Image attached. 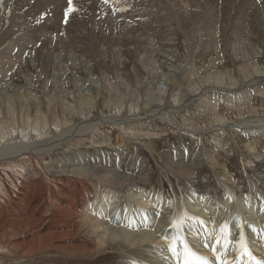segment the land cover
I'll list each match as a JSON object with an SVG mask.
<instances>
[{
  "label": "bare ground",
  "instance_id": "obj_1",
  "mask_svg": "<svg viewBox=\"0 0 264 264\" xmlns=\"http://www.w3.org/2000/svg\"><path fill=\"white\" fill-rule=\"evenodd\" d=\"M249 7L241 13L243 25L235 27L243 32L229 40H213L214 50L210 44L202 42L204 37L212 38L213 35L204 36L202 30L193 25L192 36L195 38L185 47L188 61L174 66L173 60H169L171 64H162L166 66L164 72L150 59L151 56L168 58L173 54L174 58L180 50L175 47L172 37L165 40L169 36L163 37L165 33L161 36L165 42L158 49L154 42L143 40V43L141 40V43L135 37H131L128 44H120L125 45L124 48L119 44V48H111L109 45L112 42H97V37L96 40H88V44L77 45L85 46L83 53L89 51L98 59L110 54L122 60L126 49L128 54L134 50L135 58L144 62L148 73L146 83L136 84L139 83L137 81L135 85V80L122 82L119 80L121 76L118 82L113 81L110 72L102 66L101 78L97 77L96 81L94 70L81 72L80 68H75L78 64L75 63L73 72H69L75 78L70 76L75 81V88L64 89L62 84L68 81L63 75L69 70L65 72L62 69L63 63L59 64L58 57L65 55L69 62L74 63L83 60L78 55L82 53H74L72 46L56 35L50 34V38L42 40L40 33L39 37L23 41L22 48L32 49L31 54L37 53L42 70L45 69L42 74L39 72V77L55 79V84H47L43 88L39 84L35 87L40 88L39 93L26 94L14 83L16 77L19 80L24 78L26 66L19 68L18 65L14 69L15 75L11 73L14 60L17 62L22 56L14 59L15 49L11 48V43L6 44V51L1 48L0 79L8 78L9 74L15 78L10 86L6 82L4 85L1 82L3 87L0 85V255H24L17 258L18 263L46 253L48 256L64 254L70 258H95L93 260L104 255H113V258L117 255L114 264H132L133 261L139 264H183L184 242L179 240L183 235L193 251L207 257L211 264H217L219 249L213 251L216 247L214 241L221 226L227 222L233 246L241 234L242 225L252 254L264 260V60L258 62L259 57H264V24L257 23L262 10ZM189 11L194 15L195 10ZM216 14L209 11L206 17L210 19L207 18V21H213ZM251 16L253 19L249 18ZM247 22L254 31L247 28ZM5 24L1 22L0 29ZM114 25L118 24L110 19V22L94 21L85 23L81 29L75 28L97 32L101 37L98 32L105 27L116 28ZM79 26L82 27L81 24ZM13 27L14 23L10 25L11 31L0 35V41L8 36L12 42L15 40L11 38ZM122 40H126L125 37L118 42ZM38 44L46 45L50 51L44 53ZM204 50H207L205 53L223 51L228 60L232 58H229L232 52L234 70L201 68L196 54ZM140 55H145V58H140ZM33 59V64L38 66V60L35 62ZM55 59L59 60L55 70L58 66L60 70L46 75V68H52ZM106 125L115 129L117 138L103 136L99 141L100 128ZM171 133L188 138L189 147L179 149V155L174 156L175 162L165 158V165L159 164V170H154L148 158L140 157L139 153H143L139 150L134 153L124 148L126 141L143 145L144 139L146 142L149 140L151 153V147L156 143L158 145L163 136H171ZM94 142H100L97 148L101 151L116 152L114 159L104 152L100 156L93 154L88 166L82 168H78L74 160L68 163L57 161L52 165L54 170L46 166L45 161L55 156V151L69 149V146L80 149ZM186 151L189 152L188 162H178L184 159L180 155ZM238 153L244 157L246 165L255 167L252 170L245 166L241 172L243 179L236 174L240 169L231 168ZM200 165H206L205 172L213 171L215 177L222 176L223 180L203 184L195 179L196 183L190 184L192 182L187 177L192 178L196 173L201 175L203 169ZM25 166H32L33 170L26 171ZM163 170L178 178V193L173 185L171 192L166 186L157 188V174L163 175ZM22 171H26V175ZM87 177L91 182L84 180ZM203 191L205 195L198 193ZM184 210L197 218L205 216L203 225H194L189 219L191 223L185 224L181 231L174 230L170 219L179 218ZM218 213H221L220 218ZM251 227L254 228L252 231ZM257 231L262 234L260 237H257ZM172 241H176L179 256L169 250ZM206 243L211 246H205ZM199 248L204 254L199 252ZM222 259L230 260L231 264L244 261L233 250H229Z\"/></svg>",
  "mask_w": 264,
  "mask_h": 264
},
{
  "label": "rangeland",
  "instance_id": "obj_2",
  "mask_svg": "<svg viewBox=\"0 0 264 264\" xmlns=\"http://www.w3.org/2000/svg\"><path fill=\"white\" fill-rule=\"evenodd\" d=\"M176 1H177L178 6L176 5ZM176 1L175 0H109L108 3H105L104 0H90V1L89 0H86V1L85 0H83V1L82 0H72V3L69 4V0H3L4 5L2 4V8L0 6V8H1L0 9V15L2 16V18L0 17V25H1V22H3V24H5V23L6 24L3 26V29H0V35L2 36V33L6 32V31H11L10 25L12 23H14V27L12 30L13 33L11 34L12 35L11 38L15 39V40L13 42L11 40H9L10 36H8V38H4L3 41H0V51H1V48L3 49V51H6L7 50L6 44L11 43L10 44L11 48L15 49V50H13L14 59L22 56V58H21L22 60L18 59V61H17L19 63H17L14 60L13 65L11 67L13 72H11V73L15 72L14 69L18 68V65L20 66L19 68L26 66L25 72H27V73L23 72L24 78L22 80H19V78H17V77L15 78V76L13 77L11 74H9L8 78L6 77L3 79H0L1 80L0 85L2 83H3L2 85H4V83L6 82V84L10 83L9 84V86H10L11 83H13L15 80L14 83L15 84L17 83L16 85L19 86L21 90H24V92L26 94L28 93L30 95H36L37 92L39 93L40 88L35 89V87H39L38 86L39 84H40L41 88L47 87L46 86L47 84H49V85L51 84L52 86L55 84V79L50 80L47 77L45 80V77H43L45 80L44 81L42 77H39V72H41V74H42L45 71V69L42 70L43 67H42V64L40 62V57L39 56L37 57V53L36 54L32 53L34 56L37 57L36 58V57L32 56V54H31L32 49L26 50V48H25V50H23V48H22V44L24 46L23 41L30 40L34 37H39L40 33H41L40 37H42L41 38L42 40H45L46 38H50V36H49L50 34L56 35L55 37L58 36L60 39H62L67 44L72 46V50L74 53H77V54L82 53V54H78L83 59L80 62H78V61L77 62L74 61V63H73V61L69 62L67 60V57L64 55L65 57L64 56L58 57V59H60V62L58 59H57L58 61L55 59L56 63H53L52 68H50V69H49V67L46 68V73H45L46 75L48 72H49V74L51 72L53 74V73L57 72L58 70H60L59 66H58V70H55V68H56L55 64H57V62H59V64L62 62L63 63L62 69L65 70V72L67 70H69L66 72L67 74H65L67 76L61 74V75H63V78L65 77V80L68 81V82H65L64 84H62V87L64 89L71 90L72 88H75L74 87L75 81L73 80L75 78L72 77L73 74L69 73V72H73L72 68H74L73 66H75V63H78L75 68H77V67L80 68L81 70H79V71H81V72H87V71L91 72L89 70H94L93 75L96 77V78H94V80L101 78V72L100 71L103 70L102 69L103 67L106 68L107 71L110 72L109 76L115 82H118L117 80H118L119 76H121V77H119V80H121L122 82H128L129 80H131V81L135 80L134 85L137 81L139 83H136V84H140L143 82L146 83L148 80V73L144 67V62H141L139 59L135 58L134 50H132L131 54H128L129 53L128 49L125 50L124 54L122 53V57H123L122 60L125 59V61H122L121 58L115 59L112 55H110V54L107 55L105 53H104L105 56L103 55L104 57H101V59H98L95 57L96 55H92V53L89 51L86 53H83L85 46L77 47V45H80L83 43L88 44L89 43L88 40H90V39L96 40L98 38L96 41L101 42V43L107 42V41L109 43L112 42L113 44L109 45V46H111V48H115L116 46H117L116 48H119L118 46L120 44H123V43L128 44L129 43L128 40H130L131 37H135V38H137V39H135L136 41L138 40L141 42V40H142V42H143V40H145L147 42V40H149L150 42H154L156 49H158V46H160L162 43H164L165 40H171V37H172V39H174L175 47L180 49L179 52H177L174 55V58H173V54L168 55V58H167V56H165V58H164L163 55H162L163 57L151 56V58H150L154 63H156L158 65V67L160 66L161 69H164L163 70V72H164L166 70V68H165L166 66L162 65V64H167V63L169 64L170 63L169 60H173L174 66H180L186 60L188 61L189 58L187 57V54L185 53V47L189 41L192 42V40L195 38L194 36H192V35H194V33L192 32V30L194 29L193 25H195L196 28L201 29L202 34L204 36L205 35H210V36L213 35L212 38L204 37L202 42L210 44L211 49L214 50V48L216 46L212 44L213 40H217V39L221 40L224 38H225L224 40H229V39H232L233 36L237 37L238 35H240L239 32H243L242 29L237 31L235 29V27H237V26L240 27V25H243V22L241 20V13L243 10H246V8L249 7L250 5L254 8H258V9L262 10L261 16L257 18V23H263L264 24V22H263L264 21V0H176ZM70 7L73 9V11H71V12L67 11ZM180 7H183V8L180 9ZM236 8H237V10H235ZM249 8H251V7H249ZM4 9H5V12H7V14H4L5 13ZM189 10H195L196 14H195V12H193V14L196 17L194 15H192V11H189ZM205 10L208 12L206 13ZM180 11H182V12H180ZM209 11L210 12L211 11L217 12V14H216L217 16L215 17V19L213 18L214 20L211 22H210V20L207 21V18L210 19V17H206L209 15ZM132 15H133V17H132ZM192 16H194L198 20H194L195 18ZM197 16L198 17L200 16L199 17L200 19ZM262 16H263V18H262ZM186 17H187V19H185ZM190 17H192V19L195 21V23L193 22V20ZM203 18H205V20H203ZM249 18H252V16ZM249 18L247 17V19H249ZM6 19H7V21H6ZM110 19L115 20L116 24H118V25L117 26L114 25L116 28L105 27L103 29V31L98 32L101 35V37L97 34V32L95 34L94 31L90 32V30H87L85 32V31L76 29V28H80V29L83 28V25L85 23L89 24V23L94 22V21H100V22L104 23V22H110ZM11 20H12V22L10 23ZM117 21H119V22H117ZM182 21H185V22H182ZM191 21H192V23H191ZM187 22H189L190 24ZM183 23L185 24V26ZM79 24H81L82 27H80ZM186 24H187V26H186ZM190 25H191V27H190ZM196 25H198L199 27H197ZM244 25H245V23H244ZM246 26H247V28L252 29L248 26V22L246 23ZM184 27H187L188 29L184 28ZM209 27H211L212 29H210ZM186 30H188L189 32ZM255 32H257V30ZM92 33H93V36H92ZM237 33H238V35H237ZM113 34H115V35H113ZM163 34H164V36H163ZM115 36H116V38H115ZM161 36H163V37L168 36V38H165V40H164L163 37H161ZM259 36H261V35H259ZM15 37H18V38H15ZM95 37H97V38H95ZM118 37L120 39H123L125 37L126 40H122V41L118 42L120 40ZM161 39H163V40H161ZM114 42H115V44H114ZM31 45H33V44H31ZM38 46H39L38 48H42V51L44 53H48L50 51L49 50L50 48L47 47L46 45L43 46V44H38ZM120 46L125 47V45H120ZM223 47H224V44H223ZM110 50H112V49H110ZM213 50H211V53H205V52H207V50H204L203 51L204 53L201 52L198 55L196 54L198 61H200V63L199 62L198 63L201 66V68H203V69L207 68V69H211V70L217 69L219 71H224L223 68L230 69L231 71L234 70L235 66H234V64H232V61H231L232 58L234 57L233 56L234 54L231 51L230 52L232 54L231 53H230L231 55L229 53L228 54L230 56L229 58H231V57L232 58L228 60V58L226 59V57H224V55L222 54L223 51L219 50V52L212 53ZM224 50H225V47H224ZM11 52H12V49H11ZM87 53H89V54H87ZM110 53H111V51H110ZM111 54H113V52ZM33 58H35V59H33ZM140 58H145V55H140ZM31 59H33V61H35V62H36V60H38L39 63H37V64H39L40 66L34 65ZM62 59H63V61H62ZM30 60H31V62H30ZM55 60H54V62H55ZM258 60H259L258 62H262L264 60V57H259ZM26 61H28V63H26ZM126 61H128V62H126ZM23 62H25V63H23ZM249 62H250L249 64H251L252 60ZM16 63H17V65H16ZM218 63H220V64H218ZM236 63L239 65L238 62H236ZM241 63H242V61H241ZM161 65L164 67L162 68ZM257 65H261V64H257ZM65 66H67V68ZM96 66H97V68H96ZM100 66H102V68ZM13 67H15V68H13ZM69 67H71V68L69 69ZM134 67H136V68H134ZM26 68H27V70H26ZM73 70H74V72H76L75 69H73ZM14 75H15V73H14ZM70 76L73 79H71ZM115 76H116V78H115ZM25 78H27V79L25 80ZM40 78H42V79L40 80ZM11 79H12V81H11ZM17 79H18V81H17ZM23 80L26 82H24ZM27 81H28V83H27ZM96 81H98V80H96ZM52 82H54V83H52ZM81 83H82V79H81ZM2 85H1V87H3ZM23 87H25V88L23 89ZM254 106L255 105H253V107ZM228 128H230V127H228ZM100 131L101 132L99 133V135L97 134L98 135L97 138L99 139V141H102L101 139H103L102 138L103 136H108L109 139L110 138L111 139L117 138L115 129L111 128L108 125H106L104 128H100ZM234 131H236V130H234ZM174 135H177V136L174 137ZM120 136H122V135H120ZM187 140H188V138L187 139L180 138V135L171 133V136H169V135L163 136L158 141L159 142L158 145L156 143L157 140L153 141L156 144L151 147V149H152L151 153L149 150L150 146L147 143L149 140H147V142H146V141H144V139H142V141H143V145H145V146H143L141 144L140 145H134L131 142H130L131 143L130 144L129 141H126L125 142L126 145H124V148L130 149L134 153H136V150H139L141 153H143V154L139 153V156L148 158L150 160V162L153 164L154 170H155V168H156V170H159L157 167H161V166H159V164L162 166L165 165V163H164L165 158L167 159V161L175 162L176 159L174 158V156L179 155V149L189 147L187 145V142H186ZM99 143L100 142L85 144L80 149L76 146H69V149L63 148V151H62V149L55 151V156H52L51 158H49L48 161H45V163H47L46 166L49 169L51 168L50 170H54L53 168H55V167H52L53 163H55L57 161H62L64 163H68L69 161L74 160L76 163H78V168H82L84 166H88L89 161L91 160L93 154L100 156V153H104V152L107 153V155L110 159H111V157H113V159H114V154H117V153L113 152V151H108V150L101 151L100 149L97 148ZM198 143L199 142L197 141V144ZM210 145H212V144L210 143ZM199 146H200V144H199ZM236 150L239 151L238 149H236ZM71 153H73V154L71 155ZM78 154H80V156L77 157ZM168 154L170 156H167ZM239 154H241V153L237 154V156H236L237 159L234 160V163L232 164L231 168L240 169L238 171V173H236V174L238 176L241 175L240 178L243 179L244 176L241 174V172H243V170H244L243 168L245 166H247V167H249V169L254 170L255 167L254 166L252 167L250 165L249 166L246 165L244 162V159H243L244 157L243 158L240 157ZM73 155H75V157H73ZM180 156H181L180 158L184 157V159L178 160V162H188L187 159L189 157V152H187V151L182 152ZM202 158H204V157L202 156ZM116 160L118 161V159H116ZM200 167H202V169H203L201 171V175L196 173V174H194V176H192V178L187 177L188 181L192 182L190 184L194 185L195 179H196V182L201 181L202 183L203 182L207 183V181H212V183L215 184L217 182V180H221L222 178H224L222 176L215 177L213 171L205 172L204 169L207 168L206 165L205 166L200 165ZM240 167L242 168V170ZM25 168H26L25 169L26 171L27 170L30 171V168H31V170H33L32 166H25ZM62 168L69 169L71 167H62ZM26 171H22V172L26 175ZM162 172H163V175L157 174L158 179H159V183L156 184V186L158 185L157 188L158 187L162 188L163 186H166L168 191L171 192V191H173V187H174V189L178 193L179 186L176 184L178 178L175 175L166 173L165 170H163ZM196 175H198V177ZM160 179L161 180L163 179V180L161 181ZM168 179H170V181ZM205 179H206V181H205ZM84 180L86 182L87 181L91 182V180H89L88 177H87V180L86 179H84ZM169 182H171V184ZM172 185H173V187H172ZM124 187L125 186H123V188ZM123 188L121 190L124 192L125 190ZM212 189L215 190V187H212ZM198 193L204 194V191L202 193H200V192H198ZM193 204L196 205L195 202H193ZM125 205H126V203L124 204V206ZM263 207H264V204H263ZM217 216H219V218H220L221 213H218ZM204 217L205 216H202L199 219L203 221ZM188 221L189 220H187V222L185 224L191 223ZM191 221L194 225L199 224V223H197L196 220L191 219ZM253 229L254 228L251 227V231ZM199 252L201 254H204V252H202V248H199ZM1 257H3V258H1ZM21 257H25V256L20 254V253H15V254L13 253L11 255H8V253H3L2 255H0V259H2V260H0V264L1 263H7V264H114L116 262L117 255H115L114 258H113V255H104V256L98 257L96 260H93L95 258H91V259H89V258H85V259H83V258H70V257L65 256L64 254H54V255L48 256L45 253L44 255L41 254L39 256L31 257L32 259L30 258V260L29 259L23 260V261H21V263L20 262L18 263V259H20ZM211 259H213V258H211ZM10 261H11V263H10Z\"/></svg>",
  "mask_w": 264,
  "mask_h": 264
},
{
  "label": "snow or ice",
  "instance_id": "obj_3",
  "mask_svg": "<svg viewBox=\"0 0 264 264\" xmlns=\"http://www.w3.org/2000/svg\"><path fill=\"white\" fill-rule=\"evenodd\" d=\"M105 3H108L109 0H104ZM72 3V0H69V4ZM3 0H0V6H2ZM67 11L71 12L73 9L70 7ZM147 218V214L145 213V219ZM192 219L196 220L199 224L203 225V221L197 217L191 216L187 210H184L182 216L179 218L173 217L170 219V225L177 231H181L187 222V220ZM243 226L241 225V234L236 240L235 247L233 246L231 229L227 222H225L219 231V235L217 236L214 244L216 247H213V251H217V264H231L230 260L222 259L223 256H226L229 250H233L237 253V255L241 258L247 257L248 264H264V260L258 259L256 256L252 254V250L249 246L248 240L242 231ZM255 231V230H254ZM257 237H260L262 234L260 232H256ZM167 239V238H165ZM179 240L184 242V253H183V264H211V261L207 257L199 256L195 251H193L192 247L184 240L183 235L179 237ZM205 246H211L205 244ZM169 250L174 254L179 256L180 253L177 251L176 241L170 242ZM132 264H139L138 261H133Z\"/></svg>",
  "mask_w": 264,
  "mask_h": 264
}]
</instances>
